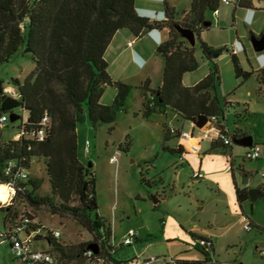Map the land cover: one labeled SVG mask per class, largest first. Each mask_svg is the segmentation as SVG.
Returning <instances> with one entry per match:
<instances>
[{
	"label": "trees",
	"instance_id": "obj_1",
	"mask_svg": "<svg viewBox=\"0 0 264 264\" xmlns=\"http://www.w3.org/2000/svg\"><path fill=\"white\" fill-rule=\"evenodd\" d=\"M250 2L242 0L239 7ZM161 3L163 18L150 19L138 13L137 0H0V65L9 63L18 53L35 64L33 71L24 79L13 77L7 83L0 79V117L8 115L10 119L11 114L16 117L4 127L0 123V183L10 179L5 172L10 163L15 169L28 172L32 161L43 160L51 193L39 194L43 178L29 175L26 181L19 183L20 190L12 202L22 199L31 207L46 206L53 214L60 217L71 215L76 219L92 235V241L77 245L78 253L74 259L78 263L75 264H98V260L103 261L101 264L132 262L120 257L119 251L125 245H114L111 222L99 213L96 174L93 164L84 163L79 157L77 134L78 117L82 114H86L93 131L102 124H108L111 131L118 113L129 109V100L136 86L113 80L105 59L115 33L127 28L138 38L149 29L166 31L165 39L156 49L164 63L161 85L152 87L149 78L138 85L143 95L140 112L145 118L171 110L185 120H193L199 115L221 117L227 109H234L231 103L219 96L221 81L217 61L223 54L231 56L237 78L242 77L246 81L252 75L262 77L264 74L262 70H243L232 46L215 48L201 40L202 54L210 71L196 84L185 86L183 75L194 71L199 62L195 46L186 41L178 27L191 28L199 38L202 30L212 26L207 13L218 10L220 0H190L182 21L176 19L177 11L168 0H161ZM205 21L211 24L204 26ZM5 84L13 85L17 95L5 93ZM108 86H113L116 94L111 104H103L100 99ZM44 116H47L45 124L42 123ZM9 126L15 129L14 135L1 141L2 131ZM40 129L43 130L42 139L38 136ZM20 130L23 135L16 139L15 133ZM220 131L225 135L229 133L225 124L220 125ZM168 133L169 129L164 126V140L169 139ZM176 136H180V131ZM231 136L239 138L242 134L235 130ZM119 147L128 150V136ZM212 147L227 146L217 138ZM162 150L180 154L184 149L182 145H162ZM155 158L156 155L143 162L151 163ZM238 168L242 171V166ZM232 175L241 207L248 198V189L239 186ZM141 181L148 186L161 183L159 179L145 178L143 173ZM2 210L5 215L0 242L8 243L11 248L13 235L26 236L36 232L32 237L35 249L53 253L57 264V256L66 255V244L61 236L55 237L50 229L36 221L32 213H19L12 204ZM250 225L251 229L256 228L264 234V228L251 222ZM193 238L196 239V249L203 250L205 255L204 260L194 264L212 261L209 255L215 254L213 240L194 235ZM46 241L47 244L44 243ZM89 244L98 246V252L93 251L91 257L86 255ZM175 264H179L177 260Z\"/></svg>",
	"mask_w": 264,
	"mask_h": 264
},
{
	"label": "rangeland",
	"instance_id": "obj_2",
	"mask_svg": "<svg viewBox=\"0 0 264 264\" xmlns=\"http://www.w3.org/2000/svg\"><path fill=\"white\" fill-rule=\"evenodd\" d=\"M168 1L177 11L176 19L182 21L190 7V0ZM254 3L256 8H264V0H255ZM149 4L156 11L162 8L161 0H152ZM234 14V7L221 1L218 5V15L211 11L207 13V18L211 20L212 26L202 30L200 37L196 39L195 56L199 61V66L194 71L185 74L184 82L186 84H192L195 80L203 78L208 72L206 59L203 57L200 47L201 40L215 48L231 46L238 33L242 35V40L247 45H252L249 29L239 23L238 18H234ZM262 29L264 32V24ZM162 34L165 38L166 31H162ZM147 38L145 35L135 38L127 28L115 33L105 52V59L109 65L108 71L113 80H122L136 87L129 100L128 112L118 113L114 129L109 131L108 124L100 125L97 131L90 129L91 150L85 152L83 149V160L87 164H93L96 174L99 213L112 224L115 235L114 245L123 244L122 239L128 229L133 228L139 234L144 225L147 226L149 229L147 234L152 237H145L146 241L141 243H137L133 239L130 244H125V247L119 251L121 256L136 254L142 260L145 256H150L165 248L163 246L165 244L160 242L159 236L155 234L166 223L168 230L174 227L175 231L182 235V238L185 237L181 241L177 240L172 244L165 245L170 247V252L182 247L186 250L185 253L198 254L199 251L195 247L196 239L188 232L190 226H196L199 233L202 232L213 240L216 246V264H264V258H261L257 248V245L264 242V234L259 233L256 228L251 230L245 228L239 204L235 198L231 180L232 173L227 163L229 149L224 151L221 147H216L206 152L205 150L209 149V143L206 140L202 143L200 154L186 153L180 156L178 153L163 151L161 122L164 121V117L160 115L145 118L140 114L134 116V113L139 112L142 108L143 95L142 90L138 87L141 80L149 78L154 86L159 85L162 81L163 58L156 51L157 45ZM129 40H133V45L145 47L151 55V63L145 68L138 69L130 63L128 52L132 45H129ZM186 41L189 43L187 39ZM241 57L244 58V53H241ZM217 62L221 81L219 91L223 93L224 89L239 88L236 91V97L240 101L246 99L250 105V114L246 119L239 117L234 109H230L225 114L223 122L231 129H235L237 123L240 122L239 125L245 131L250 132L255 142H258L263 148L264 104L253 92L256 85L254 77L247 81H244L242 77L237 78L231 56L227 53L219 57ZM34 66L35 64L30 58L18 53L9 63L0 65V79L5 83L13 77L24 79L33 71ZM240 85L242 86L240 87ZM249 90L253 92L252 99L249 98ZM115 94L116 89L113 86H108L103 92L101 101L110 104L113 102ZM82 129L83 124L79 123L81 132ZM14 132L15 129L10 126L5 128L2 131L1 141L9 140ZM168 134L169 139L176 136L170 130ZM127 136L129 137L128 150L119 147ZM175 144L172 142V145ZM232 146L238 148L237 144L233 143ZM119 149L118 160L112 162L111 156ZM80 155L82 156V153ZM154 155L156 158L151 163L143 162L144 160L149 161ZM242 156L236 157L237 164L241 163L251 176L248 181L243 176L237 177V181L241 185H246L248 189L264 187V178L260 175L263 159L250 160L243 159ZM236 168L237 166H235L236 173H239ZM28 172L30 177L43 178L44 182L38 190L39 194L51 193L45 165L41 158L32 161ZM195 172L201 173V176L193 177ZM141 173L148 179H156L160 174L164 184L148 186L141 181ZM179 173H182L180 179L178 178ZM4 197L7 198V196ZM155 199L159 200L155 201ZM12 201L13 199L10 197L6 201L0 199V229L5 215L2 208L12 204V207L19 213H32L36 221L46 228L60 230L61 239L66 244V255L57 256L58 264L78 263L74 259L78 253L77 245L92 241V235L76 219L71 215L60 217L53 214L46 206L31 207L22 199ZM242 206L246 215L264 228V193L255 200L249 197ZM192 211H195L194 214H191ZM179 221L182 223L180 224ZM246 221L249 222L248 219ZM168 232L172 234L171 231ZM143 237L144 235L141 236V239ZM44 243L47 244V241ZM158 258L160 259V257ZM0 264H22L13 255L8 243L0 242Z\"/></svg>",
	"mask_w": 264,
	"mask_h": 264
},
{
	"label": "crops",
	"instance_id": "obj_3",
	"mask_svg": "<svg viewBox=\"0 0 264 264\" xmlns=\"http://www.w3.org/2000/svg\"><path fill=\"white\" fill-rule=\"evenodd\" d=\"M149 2L151 3L152 0H137V4H136L137 5V9H139L140 11H148L149 10L150 12H152L153 14H155L156 10H155V8L153 6H151L149 4ZM254 2H255V0H251L250 4H246V5H243L241 7H235L233 5L232 6L234 7V12H235V14H234L235 17L234 18L237 17L239 23H242L247 29H249V37L251 38L252 36L255 35L258 38H260V37L264 36V32H263V29H262V25L264 24V8H262V7L256 8V5H255ZM245 20L248 21V22L251 21V23L250 24H247L245 22ZM146 37H148V36H146ZM147 39L149 41H152V43H155V41L152 40L150 37H148ZM250 41H251V39H250ZM237 42H240V45H242L244 47L243 50H240L237 53V55L239 57V60L241 62V66H242L243 70L249 71V72L250 71H253V70L254 71L255 70H262V73H264V68L261 69L259 67V65H258L257 60H256L257 57L259 56V54L261 52L255 51L254 48H253V45H247L242 40V35L241 34H238V33L236 35V38L234 40V43L231 44V46H233V47L234 46H237ZM263 52H264V50L262 51V53ZM136 53L140 54L143 58L146 59V64L143 67H139L137 65V63L135 62V55H136ZM241 53H244V58L241 57ZM128 55H129V61H130V63L132 65H134L135 67H137L138 69H143V68H145L146 66H148L151 63V55L149 54L148 50L145 49V47H143L141 45H133L132 44V46L129 49ZM243 59H244V61H243ZM260 59L261 60H264V56H261ZM205 63H207V62H205ZM244 63H246V65H244ZM207 66H208V68H207L208 69V72H206L205 76L210 71L209 70L208 63H207ZM162 73H163V71H162ZM185 74L183 75V84L185 86H192V85L196 84L198 81H200L202 79V78L197 79L192 84H189V83L186 84L184 82V76H185ZM251 77H254L255 82H256V85L253 88V92L257 95V97L259 98L260 102L264 104V98H263V93H264V74H263L262 77L261 76H257V75L256 76L255 75H252ZM141 81H143V80H141ZM161 83H162V81H161ZM161 83L159 85H157V86H154V85H152V82H151V86L152 87H158V86L161 85ZM242 85H240V87ZM238 89L239 88H235V87L234 88L231 87L228 90H225L224 89L223 90V93H221L219 91V96H220L221 99H225V101H227L228 103H231L235 107L234 108V111H236V113L239 115V117L244 116L243 118L246 119V117H248L249 114H250V111H249V109H250L249 101H247L246 99H243V101H240L239 98L236 97V94H237L236 91ZM230 91H232L231 94H230ZM253 92L251 90L248 91V94H249V98L250 99H252V97H253ZM100 101H101V99H100ZM250 101H252V100H250ZM102 103L103 104H106V102H102ZM140 110H141V108H140ZM140 110H139V112L134 113V116H136L138 114L142 115L141 112H140ZM229 110L230 109H227L225 111V114ZM225 114L220 117V121L223 124H225L223 122L224 119H225ZM160 115L164 117V121L161 122L162 123V134H163V139H162L161 143H162V145H165V146H168V147H177L178 145H182L184 150H183L182 153L179 154L180 156H183V154H186V153H197V154L199 153L200 154L201 153V150H202V143L205 142L206 140H208V143H209V149L207 148L205 150L206 152H207V150H210L211 151V150H213V149L216 148V147L215 148L212 147L213 142L217 139L215 137V135H213V134H210V135L206 136L201 141V149H200V151L194 152V151H192V150H190L188 148V144L189 143L194 142L198 135H201V134H203L205 132V129L204 128L207 125V123L202 128H199V127H197L193 123L192 120H185V119L181 118L178 114H176L175 112H173L171 110H167L163 114H156V115H154V116H152L150 118L157 117V116H160ZM163 117H162V119H163ZM79 123L83 124V129H82L83 131L82 132L79 130ZM239 123L240 122L237 123L235 129H231L226 124H225V126H226L227 130L229 131V133L233 132V130L234 131L237 130L240 134H242V136L239 137V139H243L245 137L251 136L250 135V132L245 131L239 125ZM115 124H116V122H115ZM164 126L165 127H169V128L172 126V127H175L177 129H179L180 131L191 132L195 136V138L188 140V139H185V138H181L180 136H175L173 139L164 140ZM90 129H91V127H90V125H89V123L87 121L86 114L80 115L78 117L77 134H78V141H79V157H80L81 161H83L84 163H85V161L83 160V157H84V155H83V149H84L85 152H87L86 151V145H85V143H86L87 140H90V138H89V135H90V132H91ZM252 140H253V144H259L258 142H255L254 137H252ZM90 142H91V140H90ZM172 142L173 143H176V144L175 145H172ZM91 147H92V143H91V146H90V150H91ZM221 148L224 151L227 150V149H229L227 163L229 165V168H230L231 173L234 174L236 181H237V177H241V176H243V177L247 176L248 179H249L251 175L249 176V174L245 170L244 166L241 163L240 164H237V160H236V157H239L240 155L242 156L243 154H245V152L247 151L248 147H245V146H242V145H238V148H234L231 145V146H227L226 148H223V147H221ZM117 151H120V149L117 150ZM80 153H82V156L80 155ZM200 156L203 157L202 155H200ZM242 157L244 159V156H242ZM262 159L264 161V147L261 148V154H260V157L258 158V160H262ZM235 166H237L236 170L238 169L239 173H236ZM238 166H242V171L239 170ZM232 174H231V180H232V185H233V188H234L233 175ZM263 174H264V162H263V165H262V170L260 172V175L264 178V175ZM181 175H182V173H179L178 174V178L179 179L181 178ZM193 177H194V175H193ZM199 177H195V178H199ZM152 179H154V178H152ZM156 179H159V181H161V183L164 184V180L161 178L160 174H158V177ZM237 183H238L239 186L246 187L248 189V187L246 185H241L238 181H237ZM179 184H180V182H179ZM257 188H259L261 190L262 194L264 193V187L258 186ZM173 189H174V186H173ZM234 191H235V188H234ZM235 198H236V193H235ZM248 198H249V195H248ZM236 201H237V198H236ZM242 204H243V202H242ZM242 204H241V207L239 206V208H240V215L242 217V220H243L244 217H247V219L249 220V222L253 223L254 225H256L258 227H262V226H259L258 224H256L252 219H250L249 216L246 215V213H245V211L243 209ZM194 212L195 211H192L191 214H194ZM181 223L182 222H180V224ZM111 226H112V224H111ZM131 229H133V228L128 229V231L131 230ZM175 230L176 229L174 227H171L168 230L167 224L165 223L164 224V227L161 228V229H159L158 232H157V234H155V235L156 236H159L158 239H160V242H163V244H165V245L172 244L173 242H175L177 240L178 241H181V240H183L185 238V237L182 238V235L179 234V232H176ZM184 230H185V227H184ZM128 231L126 232V234L128 233ZM168 231H171L172 234H170ZM200 231H202V230H200ZM112 232H113V236L115 238L114 231H113V227H112ZM148 232H149L148 227L144 225V228L141 231V233L138 234V232L136 231L135 241L137 243H141V242L146 241L147 238H145V237L151 236L150 234H147ZM188 232L190 233L191 236L194 235V236L207 237L202 232L199 233L198 232V228L196 226H190L189 229H188ZM142 235H144L143 239H141V236ZM172 235H174V236H172ZM184 235H186V234H184ZM263 237H264V235H263ZM165 245H163L165 248L160 249L159 251H156L155 254L152 253L150 256H145L143 258L144 260L143 259L141 260V258L139 256H137L136 254H134V255L127 254V256H121L120 255V257L127 258L129 260L131 259L132 262L130 264H173V263H170V262L164 261V260H158V261H155V262H151L149 260H150V257H152V256L160 257V259H164V258L165 259H175V260H177V262L179 264H194V262L202 261V260L205 259V255L202 252L203 250H198L199 251L198 254L195 253V254L190 255L189 253H185L186 250L184 248H182V247L179 248V250H173V251L171 250L172 252H170L169 251L170 250V247L169 246H165ZM260 245L261 244L257 245V248H259ZM124 247L125 246H123V248ZM209 257L212 258V261H209L206 264H216L217 263V261L215 259V257H216V246H215V255L214 256L209 255ZM261 258H264V257L261 256Z\"/></svg>",
	"mask_w": 264,
	"mask_h": 264
},
{
	"label": "built area",
	"instance_id": "obj_4",
	"mask_svg": "<svg viewBox=\"0 0 264 264\" xmlns=\"http://www.w3.org/2000/svg\"><path fill=\"white\" fill-rule=\"evenodd\" d=\"M222 3L226 5H233L235 7H239L242 0H220ZM215 14L218 15V10L215 11ZM133 41H129V45H132ZM240 42H237V46H232V52L234 54H237L240 51L239 48ZM4 92L11 95L16 96L17 91L16 88L11 84H5L4 85ZM9 116L3 115L0 117V123L4 127L9 124ZM47 121V116L43 117L42 123L45 124ZM220 125H223V123L220 121V117L217 116H211L208 118L207 125L205 126V132L201 135H198L194 142L188 144V148L194 152H198L201 149V141L208 135L213 134L216 138H220L221 141L225 146H231L233 144V138L231 136V133L223 134L220 131ZM227 129V128H226ZM170 132H173L176 134V132L180 131L179 129L175 127L169 128ZM228 131V130H227ZM229 132V131H228ZM23 135V131H17L15 133V138L18 139ZM38 136L40 139L43 137V130L40 129L38 131ZM180 137L185 139H194L195 136L191 132L186 131H180ZM86 151H90L91 142L90 140H87L86 143ZM261 154V146L259 144H252L250 147H248L247 151L244 154V158L254 160L258 159ZM120 156V151H117L112 157L111 161H117L118 157ZM5 172L10 176V179L4 183L8 189H9V196L10 199H13V197L16 195L17 191L20 190L19 183L26 181L29 178V174L26 170L23 169H15L14 166L10 163L7 167ZM194 177L201 176L200 173L195 172ZM264 175V174H263ZM247 217L243 218L244 225L246 230H251L250 222L246 221ZM28 221V219H26ZM55 237H60L61 232L59 229L51 230ZM36 234V232H32L29 235L26 236H19V235H13L11 237V250L13 255L19 259L23 264H57L56 258L53 253L47 251V250H39L35 249L32 245V237ZM136 231L134 229H131L128 231V233L124 236L122 239L123 244H130L133 239H135ZM201 244H205L204 241H201ZM259 254L264 257V242L260 245L258 248ZM94 254L92 249H89L86 252V255L88 257H91ZM158 260H164L168 261L170 263L175 264V259H159L158 257H152L149 261L155 262ZM103 261L98 260L97 263L101 264ZM93 264V263H92ZM115 264V263H112Z\"/></svg>",
	"mask_w": 264,
	"mask_h": 264
},
{
	"label": "water",
	"instance_id": "obj_5",
	"mask_svg": "<svg viewBox=\"0 0 264 264\" xmlns=\"http://www.w3.org/2000/svg\"><path fill=\"white\" fill-rule=\"evenodd\" d=\"M210 24H211L210 21L204 22V26H209ZM178 29L181 32L182 36L189 41L190 45L195 46L196 37H197L196 33L191 28H187V27H178ZM250 39L255 51L262 52L264 50V36L258 38L257 36L254 35ZM15 119L16 117L13 114H11L10 120L13 122L15 121ZM192 121L197 127L202 128L208 122V118L205 115H199L196 119H193ZM233 143L245 147H250L253 144V140L251 136L245 137L243 139L234 137ZM89 164L91 165V163ZM244 178H246V180L248 181L247 176H245ZM248 195L251 199L255 200L262 195V192L259 188L254 187L248 189ZM155 201H157V199H155ZM88 247L92 249L95 253L98 252V246L96 244H89Z\"/></svg>",
	"mask_w": 264,
	"mask_h": 264
},
{
	"label": "clouds",
	"instance_id": "obj_6",
	"mask_svg": "<svg viewBox=\"0 0 264 264\" xmlns=\"http://www.w3.org/2000/svg\"><path fill=\"white\" fill-rule=\"evenodd\" d=\"M137 11H138V13L141 15V16H144V17H149L150 19H161V18H163V16H164V14H163V12L162 11H160V9H159V11H156L155 12V14H153L152 12H150L149 10L148 11H140L139 9H137ZM245 22L247 23V24H250L251 23V21H246L245 20ZM162 31H164V30H162V29H160V28H153V29H149L144 35L145 36H148V37H150L152 40H154L155 41V43L157 44V46L158 45H160L162 42H163V40L165 39L164 37H163V35H162ZM239 48H240V50H243V46L242 45H239ZM261 56H264V52L262 53H260L259 54V56L257 57V62H258V65H259V67L261 68V69H263L264 68V60H261L260 59V57ZM135 62L137 63V65L139 66V67H143L145 64H146V59L145 58H143L140 54H138V53H136V55H135Z\"/></svg>",
	"mask_w": 264,
	"mask_h": 264
},
{
	"label": "bare ground",
	"instance_id": "obj_7",
	"mask_svg": "<svg viewBox=\"0 0 264 264\" xmlns=\"http://www.w3.org/2000/svg\"><path fill=\"white\" fill-rule=\"evenodd\" d=\"M8 192H9L8 187L4 183H0V198L6 201L9 195ZM4 196H7V198Z\"/></svg>",
	"mask_w": 264,
	"mask_h": 264
}]
</instances>
